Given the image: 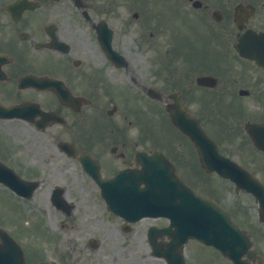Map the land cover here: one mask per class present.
I'll return each instance as SVG.
<instances>
[{
  "label": "flooded vegetation",
  "instance_id": "af4514ba",
  "mask_svg": "<svg viewBox=\"0 0 264 264\" xmlns=\"http://www.w3.org/2000/svg\"><path fill=\"white\" fill-rule=\"evenodd\" d=\"M116 4L117 0H0V107L23 105L26 109L21 112L27 115L11 121L0 118V163L13 168L22 179L39 178L44 191L37 195L36 190L31 199L21 198L23 203L43 207L37 209L41 215L52 208L63 224L82 223L101 211V206L106 209L100 187L82 167L80 155L97 160L106 178L124 170H140L138 154L154 152L149 138H136L127 131L126 119L130 127L136 123L130 110L124 113L119 108H103L93 101L89 108L81 106L75 111L64 106L53 91L39 90L30 81V77L59 79L73 94L80 95L85 86L80 88L79 75H112L113 68L104 54L108 43L131 59L134 53L130 45L118 46L116 35L110 33L119 21ZM170 5L173 8L163 2L161 8L156 3L152 7L151 0L137 5L135 16L145 27L156 29L150 30L146 46L175 57L176 61L166 63L179 76L155 89L157 100L149 95L157 84L144 87L145 105L150 107L154 101L167 113V107L174 104L173 96H177L210 135L217 141L224 139L225 149L232 146L230 138L239 136L245 146L242 150L246 145L254 148L246 125L264 124V0H172ZM239 7L243 12L236 21ZM183 28L191 32L192 40L181 38ZM250 32L257 34L256 40L245 39ZM101 62L106 65L104 72ZM86 63L99 67L98 73H86ZM146 65L150 67L149 59ZM169 73L172 71L156 74ZM202 75L214 76L216 85H198ZM43 113H56L65 120L55 124ZM9 122L14 123L8 127ZM61 143L73 144L77 155L70 158L60 149ZM55 149L67 161L57 158ZM173 150L163 153L178 175L196 191L220 202L214 189L197 180L196 170L185 163L182 152ZM43 179L56 181L43 185ZM57 186L62 187L72 210L68 215L54 206ZM110 215L109 219L124 223L119 216ZM97 220L94 217L90 224L74 228L80 235L98 231ZM257 257L264 264L262 255ZM257 257L252 264H259Z\"/></svg>",
  "mask_w": 264,
  "mask_h": 264
},
{
  "label": "rangeland",
  "instance_id": "374dc122",
  "mask_svg": "<svg viewBox=\"0 0 264 264\" xmlns=\"http://www.w3.org/2000/svg\"><path fill=\"white\" fill-rule=\"evenodd\" d=\"M157 2H164V0H157ZM119 7H120V14H119L120 20L118 24V30L119 31L121 30V32H119V38L121 39L122 37L124 40L130 41L136 37L135 35H132V33L130 35L129 33L125 32V30H127L125 19L128 17V15L125 16L126 8H127L125 7V0H120ZM121 16L123 18H121ZM135 27L136 26H134L132 29H134ZM133 56H134L133 68L135 71L138 72V65L141 59L138 57L137 53L133 54ZM113 73L115 72L113 71ZM141 73L143 74L144 72ZM139 76L142 79H145L146 77V75H139ZM113 77L114 79H120L121 83H122V79H124L122 75H114ZM126 89L127 88L120 87V88H116V91L118 92V94L128 97L130 104L135 108L140 109L141 106H142L141 108H143V104L140 98L136 95L135 91L127 92ZM151 115L152 116L150 118L149 131L152 135H155L158 138L161 137L163 139V143L165 142L164 146L167 147L169 146L166 145V140H167L166 137L168 135L171 136L172 133H174L175 138L179 139L178 135H176V133L172 131V127L169 124L165 122L164 125L163 123L159 122L161 119L160 116L158 117L154 116L152 113ZM159 115L161 114L159 113ZM153 119L158 121H155ZM151 141L153 143L154 139L151 138ZM154 143L156 144L157 142ZM233 146L235 147L236 144H233ZM234 156L235 157L238 156L239 158L238 153H235ZM241 159L243 163H245L247 166L252 168L256 174L264 178V168L261 167L263 166L264 162L262 163L261 161L262 164L261 165L259 164L260 166H258L257 163H259V160H257L255 156H251L249 157V159L248 158L245 159L241 158ZM219 181L222 183L221 190L224 194L222 196L223 198L222 203L228 207H233L236 204H241V206L245 209V213L241 214V218L246 221L255 219L254 217L257 215V204L252 199V197L247 195L237 194L233 191V188L231 187V185H229V182L221 181V180ZM35 212L38 213L37 211ZM0 215L1 218L6 220H11V221L18 220L19 222L22 221V223L26 221L24 217H21L19 206L16 203L10 201L9 198L7 199L6 197H4L3 193L1 194V192H0ZM43 219H38L39 221L37 222V224L40 225V222L43 221L44 224H46L45 231L49 233V235L42 234L43 241L45 242L43 247L47 248L48 250L50 248H54L55 250L61 252L64 250L74 249L75 248L74 243H77L78 244L77 249L80 250L81 255L77 253L75 254L76 258H78L75 264H163L164 263L158 260L157 261L154 260L149 255L150 246L148 244L147 236H146V228L148 226V222L141 223L137 228L138 230H136V232L131 234L121 233L119 230V224L117 222L105 221L104 224L101 223L100 226V229L102 231L101 235H96L99 241L101 242V245L98 250H93L87 244L86 239L77 240L74 238H70L66 236L62 230H57L58 219L53 214L49 213L48 208L46 209L45 216L43 217ZM154 222L156 221H151L150 223H154ZM80 227H84L83 222L80 225ZM37 230L38 228L35 227V224H33L30 221L27 231L33 234H37L38 233ZM56 234H58L59 237L55 241V243L51 244L50 240H46L50 237V235H52L53 237L56 236ZM69 234L70 236L74 235V233H69ZM70 239L71 240L74 239L73 242ZM258 245H260V247L263 249L262 252L264 254V239L258 240ZM185 250L189 260L188 261L189 264H224L221 260H218L216 258L217 255L211 249L202 246L196 240H190L186 244ZM42 255H43L42 252L37 253L38 257Z\"/></svg>",
  "mask_w": 264,
  "mask_h": 264
},
{
  "label": "water",
  "instance_id": "95a60500",
  "mask_svg": "<svg viewBox=\"0 0 264 264\" xmlns=\"http://www.w3.org/2000/svg\"><path fill=\"white\" fill-rule=\"evenodd\" d=\"M173 120L186 134L192 137L198 146L207 171L217 170L221 175L236 180L239 186L252 190L262 198L260 191L263 188L260 189L259 185L247 174L243 173L240 175L242 172L236 171V168L232 164H228L224 159L216 155L213 143L199 129L196 123H184L180 119L179 113L173 117ZM155 163H157L156 160L152 159L147 164V167L150 168L149 175L147 176L149 180L146 181L148 182L147 188L144 191L137 188L134 190L136 194H142L147 191V195H145V210L141 211L142 213L139 218L147 215L164 216L165 209H174L177 202L180 201L179 206L183 211V231H181L178 237L173 238L170 248L181 247L189 238L193 237L205 244L214 245L223 254L232 259H238L242 254L247 252V248L250 246L248 237L230 220L226 212L217 208L208 199L193 194L179 180L173 179L172 173L154 169ZM101 183L102 185H106L103 191L105 198L111 204L113 200L110 188L111 180ZM258 189L259 192H257ZM139 206H142V204L135 205L136 210L142 209ZM172 221H175V219L172 218ZM176 226V223L173 222L168 229L162 231L176 235V231L173 232ZM173 255V252L165 254L169 260V264H178L180 259H172ZM177 255L181 254L177 253ZM7 261L8 259H4V256L0 252V264H6Z\"/></svg>",
  "mask_w": 264,
  "mask_h": 264
}]
</instances>
